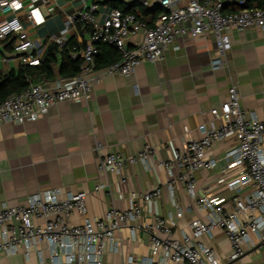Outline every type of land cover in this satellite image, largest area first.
<instances>
[{"label": "crops", "instance_id": "obj_1", "mask_svg": "<svg viewBox=\"0 0 264 264\" xmlns=\"http://www.w3.org/2000/svg\"><path fill=\"white\" fill-rule=\"evenodd\" d=\"M187 1L180 0L177 6L185 5ZM93 2L99 3L101 13L113 8V2L133 5V10L149 24L165 10L159 0H48L41 5L45 22L34 27L27 21L25 26L33 38L44 40L64 26L68 14ZM262 3L264 0H255L253 6ZM154 6L158 10L155 15L145 13ZM229 34L232 48L225 66L219 70H213L211 66L217 56L213 34L180 37L166 51L163 60L144 61L128 76H105L94 85L89 100L60 102L33 122L0 125V209L4 205L25 204L41 190L60 188L64 195L85 191L88 215L93 219L105 216L111 207L127 208L131 192H147L160 185L162 195L145 205L139 222H150L160 215L175 224L173 238L192 235L190 223L196 219L207 221L208 210L200 208L183 182H177L173 195L166 187L167 172L158 161L170 160L176 151L185 150L190 139L202 137L200 126L213 121L211 109L228 99L232 84L238 86L242 107L249 115L264 122V29H231ZM141 37V33L131 36L128 44L135 46ZM72 38L77 45L81 41L85 43L88 31L79 27ZM101 46L102 62H98V66L116 61V50ZM21 66L13 52L0 51L2 71L17 70ZM58 78L67 77L60 76L57 70L51 77L34 76L35 82L47 85ZM146 145L157 148V156L150 161L151 170L138 163L125 166L120 174L100 171L98 166L102 157L136 154ZM236 146L234 139L213 145L209 156L216 160V165L195 173L196 197H222L229 209L236 195L251 192L248 185L239 190L227 186L228 181L244 171L243 166L228 168L233 158L226 155ZM179 172L180 169L175 167L174 173L178 175ZM97 186L103 188L96 190ZM179 211L183 213L181 217ZM81 219L74 212L71 221L79 223ZM117 238L121 251L107 250L103 264H126L128 256L139 260L149 255L150 235L146 231L132 232L130 226H125ZM193 242L213 248L224 264L264 261V248L255 232H251V242L245 244L244 255L233 261H230L232 245L222 229L194 237ZM0 264L53 263L41 262L34 252L30 258L20 252L0 258ZM151 264L160 262L156 259Z\"/></svg>", "mask_w": 264, "mask_h": 264}, {"label": "built area", "instance_id": "obj_2", "mask_svg": "<svg viewBox=\"0 0 264 264\" xmlns=\"http://www.w3.org/2000/svg\"><path fill=\"white\" fill-rule=\"evenodd\" d=\"M159 1L165 10L153 24L134 10L110 8L101 13L99 3L93 2L68 14L58 32L40 40L29 34L25 22H31L34 27L44 23L41 5L48 0H0V40L14 38L13 54L22 65H40L51 45L63 48L79 27L88 31L87 42H79L70 53L74 60L81 58L79 72L58 78L51 85L35 82L29 76L23 91L0 102V125L33 122L60 102L89 100L94 85L105 76H128L144 61L163 60L166 51L180 37L213 34L217 56L211 66L219 70L225 66L232 48L229 30L264 29V4L228 12L225 5L234 0H188L180 7L177 6L180 0ZM235 2L244 5L246 0ZM137 33L142 34L140 41L130 46L128 39ZM102 44L115 48L119 59L99 67L97 57ZM211 114L213 121L200 126L201 138L190 139L185 150L176 151L170 160L158 161L167 172L166 187L173 195L177 182H183L200 208L208 210L207 221L196 219L190 223L192 235L173 238L175 224L160 215L150 222H139L145 205L162 195L160 185L147 192H131L127 208L111 207L105 216L93 219L88 215L85 191L64 195L60 188H49L33 194L25 204L4 205L0 209V258L20 252L30 258L34 252L41 262L103 264L107 250L121 251L117 234L125 226H130L132 232L143 230L150 235L149 255L139 260L128 256L126 264H151L156 259L160 264H224L213 248L193 242L194 237L211 234L216 229L224 230L229 238L233 248L230 261L244 255L245 244L251 242V232L258 235L264 248V122L242 107L236 84L229 87L228 99L212 108ZM228 139L237 141V146L226 155L233 158L228 168L243 166L244 171L228 181L227 186L233 190L244 185L251 188L246 195H236L229 209L222 197H196L195 179L197 171L216 165V160L209 156L213 145ZM156 156L157 148L146 145L136 154L104 156L98 167L102 172L120 174L125 166L142 163L151 170L150 161ZM175 167L180 169L178 175L174 173ZM102 188L97 186L96 190ZM74 212L82 218L79 223L71 221ZM182 214L178 212V216Z\"/></svg>", "mask_w": 264, "mask_h": 264}, {"label": "trees", "instance_id": "obj_3", "mask_svg": "<svg viewBox=\"0 0 264 264\" xmlns=\"http://www.w3.org/2000/svg\"><path fill=\"white\" fill-rule=\"evenodd\" d=\"M254 1L255 0H246L244 5H240L234 0L233 3L225 5L224 10L228 12L239 11L245 7H252ZM263 4L264 3H262V5ZM113 8H119L123 11H133V5H121L116 2H113ZM148 12H151L155 15L158 10L156 9V6H154L148 8L145 11V13ZM13 44L14 38L11 40H0V45H2L0 51L13 52ZM76 45L77 43L74 41V38H71L67 45H65L63 48H59L57 45H51L48 48L47 54L45 55L43 61L37 66L22 65L17 70L10 69L8 71H2L0 68V102L14 93L23 91L28 86L27 78L29 76H31L33 81H35V75L45 74L47 77H51L56 73V70L62 77H71L76 75L79 72L82 62L81 58L74 60L71 57L70 53ZM102 45L109 46L106 44ZM109 47L113 48L112 46ZM101 48L102 46L100 45V49ZM115 52L117 53V58L115 60H117L119 58V54L117 50ZM98 62H102L101 54H99L97 57V63Z\"/></svg>", "mask_w": 264, "mask_h": 264}]
</instances>
